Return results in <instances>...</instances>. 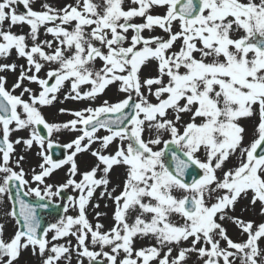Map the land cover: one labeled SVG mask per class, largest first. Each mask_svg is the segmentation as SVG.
I'll return each instance as SVG.
<instances>
[{
	"label": "snow or ice",
	"instance_id": "snow-or-ice-1",
	"mask_svg": "<svg viewBox=\"0 0 264 264\" xmlns=\"http://www.w3.org/2000/svg\"><path fill=\"white\" fill-rule=\"evenodd\" d=\"M242 202L264 216V0H0V264H264Z\"/></svg>",
	"mask_w": 264,
	"mask_h": 264
},
{
	"label": "rangeland",
	"instance_id": "rangeland-1",
	"mask_svg": "<svg viewBox=\"0 0 264 264\" xmlns=\"http://www.w3.org/2000/svg\"><path fill=\"white\" fill-rule=\"evenodd\" d=\"M51 2L53 4H57V5H60L62 3L65 2V0H51ZM14 31H18V29H14ZM21 63H23V61H20ZM11 80H12V77L9 76V83H11ZM105 98H108V99H111V100H115L116 99V96H115V90L114 89H110L107 91L106 93V96H103L100 98V100L102 99H105ZM100 100L97 101V103L100 102ZM84 105L81 104V103H76V102H71V101H68V102H65L64 104H57L54 108H51V109H46L45 110V113L47 115V118L51 121V120H56V121H66L68 119H71V116L69 115H60L58 114V109L60 107H65V108H68V109H79L81 107H83ZM245 123H249V122H245ZM19 135H26V133H19ZM54 139L58 141V143L60 144H63V143H66L68 142L70 139H71V136L67 133L63 134V135H60V136H54ZM20 149L18 148V151ZM28 162L25 164V168L27 169L29 166H34L37 162V157L32 154L30 156H28ZM86 159H90V157H86V156H82L80 157V160H81V167L83 168V161L86 160ZM119 173H120V170L117 169L114 173H113V182H117V178L119 176ZM64 178V172H58L54 177L53 179L57 182L59 181H62ZM68 194H71L70 192H68ZM57 202H59V200H57ZM243 204L244 202L241 203V205H238L237 206V209H236V215H243V218L245 219H252V220H255L257 223L259 222H264V216H261L260 213H259V209L257 208L256 210H247V211H244L243 209ZM101 205H102V208L101 210L109 213V217L111 215V207L109 208H104L103 207V202H101ZM90 219H92V215L90 213V216H89ZM51 221H54L55 219L54 218H50ZM106 225V227L109 225L110 223V220L109 219H105L103 221ZM226 227L228 228V231H229V234L234 238V239H240L241 237L239 236V230L235 227V225H232V224H228L226 225ZM149 242L148 241H143V242H138L137 246H142V245H147ZM195 259V258H193ZM20 264H37V260L35 257L31 256L29 253H24L22 255V257L20 258Z\"/></svg>",
	"mask_w": 264,
	"mask_h": 264
},
{
	"label": "water",
	"instance_id": "water-1",
	"mask_svg": "<svg viewBox=\"0 0 264 264\" xmlns=\"http://www.w3.org/2000/svg\"><path fill=\"white\" fill-rule=\"evenodd\" d=\"M42 133L43 134H46V132H44V130H42ZM53 155H54V158H57V159H59V158H62V156H63V149L62 148H54V150H53ZM48 213H51V214H54V215H56V216H58V214L62 211L60 208H59V206H57V205H51L50 207H49V209L48 210H46Z\"/></svg>",
	"mask_w": 264,
	"mask_h": 264
},
{
	"label": "bare ground",
	"instance_id": "bare-ground-1",
	"mask_svg": "<svg viewBox=\"0 0 264 264\" xmlns=\"http://www.w3.org/2000/svg\"><path fill=\"white\" fill-rule=\"evenodd\" d=\"M32 154H34V152ZM32 154H29V156L32 155ZM2 214H3V208L0 207V215H2ZM12 231H13V227L10 224H8L7 225V232H8V234H11Z\"/></svg>",
	"mask_w": 264,
	"mask_h": 264
}]
</instances>
